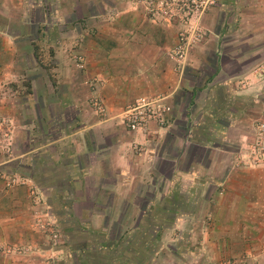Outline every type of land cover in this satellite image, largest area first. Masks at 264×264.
<instances>
[{"label":"crops","instance_id":"obj_1","mask_svg":"<svg viewBox=\"0 0 264 264\" xmlns=\"http://www.w3.org/2000/svg\"><path fill=\"white\" fill-rule=\"evenodd\" d=\"M199 18L179 67L165 55L177 22L130 0H0V118L13 124L0 133V247L33 250L0 264H149L150 235L171 233L200 247L194 263L264 264V168L234 166L264 110V76L245 82L264 63V0H212ZM156 96L163 126L126 129L124 109ZM38 206L65 234L56 250L30 227Z\"/></svg>","mask_w":264,"mask_h":264},{"label":"rangeland","instance_id":"obj_2","mask_svg":"<svg viewBox=\"0 0 264 264\" xmlns=\"http://www.w3.org/2000/svg\"><path fill=\"white\" fill-rule=\"evenodd\" d=\"M147 1H150L151 5L147 6L146 5ZM195 1L199 2V1H204V0H195ZM130 2L132 1L130 0ZM165 2L167 3L166 5L164 4L161 5V3H165ZM135 5L142 6L144 11L151 16L160 15L165 20H168V21L175 20L177 22L178 29L176 31L174 42L170 44L169 46H167L165 49V55L172 62H175V61L170 57V52L172 51V49L176 46L178 42H181V41L183 42L186 39H189L191 36L193 38V33L191 35V30L199 29L201 30V32H203L202 24L201 22L199 23V20H200L199 17L204 13L207 6H209L207 5L203 9L198 8L194 10V8H191L189 6V0H141V2H137ZM180 34H182V36H180ZM201 36H202V33H201ZM199 40L200 39H198L197 41L189 45L187 53L195 47V45L199 42ZM185 60L186 59L184 58L181 65H179V67L184 65ZM176 64L177 63L175 62V65ZM262 76H264V63L258 65L248 77H245V82H247L246 84H251L250 82L253 81V79H255L256 77H262ZM17 85L18 84L16 83L15 85L14 83L8 84L6 86L7 87L6 92H8V94H13V95H16L17 93H19V91H22V93L27 92V88H25V86L22 87V89H18L16 88ZM15 91H18V92H15ZM21 96L22 95L20 94L19 97ZM90 99H89V105L91 109L93 110L90 104ZM254 112H255L254 113L255 117L254 115H252L249 119V122L251 123V126H252V136L246 140V143L243 144V146L241 147L239 151L238 150L236 151L235 159H234L235 167L264 168V150L261 149L263 147V144L262 145L257 144L259 142V139H258L259 134L264 135V110L261 112H257L255 109ZM103 113H97V114L100 115ZM260 125H262L263 128H260ZM12 126H13L12 122H10L8 119L0 118V133L5 131L6 133L9 134L10 132L8 131L9 130L11 131ZM2 137L7 138V137H4L3 134H2ZM0 144H1V141H0ZM10 178H13V177H9L5 180L6 186L8 187L23 186L19 184L7 185L6 183ZM27 190H29L28 187H27ZM28 195H29V191H28ZM29 196H30L32 204H34L35 206L40 205L38 204V201L33 200L31 195ZM31 215L32 216L30 219L31 221L30 227L36 232L41 233L43 238L46 239L47 246L50 249L56 250L57 248L65 244L63 241L64 240L63 235L65 234L61 232L62 228L61 230L57 229L54 226V224H52V222L49 220V218L44 216L43 210L41 209V207L38 206V209L34 210V212ZM57 218L59 219V221L61 219L62 220L61 222H63L64 224L66 223L67 218L65 216L61 215V216H58ZM46 219L52 224L51 230L53 231L54 234H56L55 241L52 239L50 231L45 230L44 229L45 227L41 228V224L44 223ZM69 219L70 221H72L76 218L70 217ZM175 236L176 238H174L173 233H171L170 235L166 234V235H162L161 238H159V240H156L157 237L150 235L149 238L151 241L150 242L151 246L148 250H146V251H149L148 253L150 254L149 264H201L199 262L194 263V259L197 258V256L200 253V247L197 245L195 248V246H191L187 241L185 243L183 242V245L181 244L179 246L174 241V239L175 240L177 239V234H175ZM180 236L182 238H186V237L189 238V234L187 233H183ZM155 241H158V242L154 243ZM156 244H158V247H154ZM20 248H25V247H20ZM155 250H158V253ZM31 253H33V250L29 248V250H27L26 252L20 253L18 255L17 254H11V255L5 254V255L23 257V256H28ZM51 260L54 262L53 263L50 262L49 264H57L54 258H52ZM79 263L80 262H78V264ZM204 264H234V263L229 258H224V259H218L214 263H204Z\"/></svg>","mask_w":264,"mask_h":264},{"label":"built area","instance_id":"obj_3","mask_svg":"<svg viewBox=\"0 0 264 264\" xmlns=\"http://www.w3.org/2000/svg\"><path fill=\"white\" fill-rule=\"evenodd\" d=\"M134 4L137 2H141V0H131ZM166 5L167 3H161V5ZM212 0H204V1H199L196 2L195 0H189V6L191 8L195 9H203L207 5H211ZM147 6L151 5L150 1H147ZM164 12V11H163ZM162 12V13H163ZM193 33V38L192 36L189 39H186L185 41L178 42L176 46L172 49L170 52V57L177 63L181 64L182 61L184 60L189 45L200 39L201 37V30H191V35ZM182 36V34H180ZM183 39V37H182ZM90 104L93 108V110L96 113H103V105L101 101L93 96L90 99ZM165 115H166V107L163 104V98L161 96H156V97H149V98H137L135 99L131 105L127 106L123 113H122V124L123 126L132 131H138L143 134L151 133L153 130V126L157 129L161 128L163 124L165 123ZM260 128H263L262 125H260ZM8 130V129H7ZM4 137H8V133L4 132L3 133ZM259 142L257 144L262 145L263 147L261 148L264 150V135L259 134ZM133 148L136 151H139V148L136 145H133ZM7 185H14V184H19V185H24V182L15 179V178H10L7 183ZM25 186V185H24ZM29 188V195L32 196V198L36 199L35 193H34V188L32 186H27ZM45 227V228H44ZM41 228H44L47 231H50L52 239L55 241L56 239V234L53 233L51 230L52 224L46 219L44 223L41 224ZM29 248H20L16 246L12 247H0V253L2 254H20L24 253Z\"/></svg>","mask_w":264,"mask_h":264}]
</instances>
